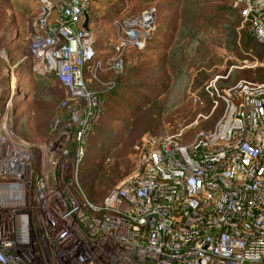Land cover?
Segmentation results:
<instances>
[{"label": "built area", "instance_id": "built-area-1", "mask_svg": "<svg viewBox=\"0 0 264 264\" xmlns=\"http://www.w3.org/2000/svg\"><path fill=\"white\" fill-rule=\"evenodd\" d=\"M231 1L264 44V0ZM92 7L41 0L31 23V70L66 89L68 112L49 134L34 142L17 133L20 76L1 89L0 264H264V81L211 83L224 104L213 127L190 143L185 132L144 136L133 172L103 197L86 193L80 169L104 109L85 75L97 57L98 35L83 28ZM137 20L129 43L142 49L156 12Z\"/></svg>", "mask_w": 264, "mask_h": 264}, {"label": "rangeland", "instance_id": "rangeland-1", "mask_svg": "<svg viewBox=\"0 0 264 264\" xmlns=\"http://www.w3.org/2000/svg\"><path fill=\"white\" fill-rule=\"evenodd\" d=\"M40 2L41 0H0V87L3 90L7 89L11 85L12 76L15 75L16 79L20 76L26 95L19 108L17 133L34 142H38L42 134L50 133L54 119L61 114V102L66 97V89L60 83L53 77L46 78L35 74L31 70L30 62L27 61L30 27L39 10ZM117 3L126 6L123 7L125 8L123 12L114 10ZM150 11H155L161 18L158 26L164 32L157 30L156 36L166 38L169 35L165 31L178 29L176 19L178 8L173 0H125V3L123 0H93V29L98 35L97 54L104 57L106 52L124 46L123 44H128L130 40H138V31L142 30V25L137 18L140 14ZM242 27L240 25L239 29ZM103 34L105 35L102 36ZM222 54L226 58L218 66L217 70L220 73L213 77L211 83L217 85V82L221 81L225 85L223 89H227L241 79L264 81V52L245 53L241 65H237L235 58L226 51ZM116 58V61L120 60V56L116 55ZM144 58H148V55L143 56L140 61ZM228 60L235 63L226 66ZM183 82L182 85L176 84L175 89L164 98L172 96L181 101L186 84V81ZM141 93L143 95L141 90L137 91L136 97H140ZM194 93H189V106L184 104L180 106L177 113L168 116L162 129L156 130L154 134L164 136L185 132L183 141L190 143L200 131L214 126L224 111V104L217 94L212 96L207 92L209 98L206 100L201 98L200 94ZM127 94H123L121 98H129L132 104H135L138 99L129 96V92ZM21 98L18 96L17 99ZM119 121L107 124V128L100 132L99 137L96 133L90 144L92 148L88 144L86 159L80 169L84 182L95 183L94 188H97L100 195H105L123 176L135 170L139 155L135 146L144 137L139 127L141 121L136 122L132 131L126 132L121 130L124 129L123 119ZM102 139L105 146L100 142ZM108 140H111L112 150L115 149L110 156L111 149H105L108 147L106 145ZM101 147L108 157L104 155Z\"/></svg>", "mask_w": 264, "mask_h": 264}, {"label": "trees", "instance_id": "trees-1", "mask_svg": "<svg viewBox=\"0 0 264 264\" xmlns=\"http://www.w3.org/2000/svg\"><path fill=\"white\" fill-rule=\"evenodd\" d=\"M173 1L178 8V29L165 31L168 37L155 35L157 30L164 32L158 26L161 18L156 13L155 32L144 48L127 44L120 51L113 50L115 55L120 56L122 69L117 70L113 63L109 64L105 60L99 64L97 57L87 64L85 75L87 79L91 78L88 86L104 102L101 116L93 125L89 146L96 133L99 137L107 124L123 119L124 129L121 130L126 132L132 131L136 122L141 121L140 132L143 136H148L162 129V125L167 122L166 118L177 113L180 106H189V93L195 92L203 99L209 98L206 87L220 73L218 66L226 58L223 51L232 55L238 62L237 65H241L247 52H264L263 44L252 36L249 23L243 22L239 10L231 0ZM124 6L117 3L114 10L123 12L126 8ZM240 25L243 26L241 29ZM146 55L148 58L140 61ZM233 63L235 62L231 60L226 66ZM183 81L186 84L181 101L172 96L164 98L175 89L176 84L182 85ZM217 87L223 89L225 85L220 81L217 82ZM140 90L143 92L141 98L136 97V92ZM127 92L130 93L129 96L138 99L135 104L129 98H121ZM62 111L67 114L68 108ZM100 142L105 146L103 139ZM106 145V150L111 149L110 156L115 149L112 150L111 140ZM104 155L108 157L105 151ZM81 179L89 196H104L98 194L97 188H94L95 183L89 181L88 184L82 177Z\"/></svg>", "mask_w": 264, "mask_h": 264}, {"label": "crops", "instance_id": "crops-1", "mask_svg": "<svg viewBox=\"0 0 264 264\" xmlns=\"http://www.w3.org/2000/svg\"><path fill=\"white\" fill-rule=\"evenodd\" d=\"M90 15H91V23H90V26L93 28V19H94V14L92 13V9H91V11H90ZM115 50V49H114ZM110 54V55H109ZM97 59H98V63L99 64H101L102 63V61H106L107 63H109V64H111V63H113V67H115L117 70H118V68L116 67V55H114L113 54V51H111V52H106V54H105V56L104 57H101V56H99V54H98V56H97ZM88 83L89 82H91V78H89L88 77ZM58 82V81H57ZM62 85V84H61ZM41 137H44V136H40V138Z\"/></svg>", "mask_w": 264, "mask_h": 264}, {"label": "water", "instance_id": "water-1", "mask_svg": "<svg viewBox=\"0 0 264 264\" xmlns=\"http://www.w3.org/2000/svg\"><path fill=\"white\" fill-rule=\"evenodd\" d=\"M91 23V15L88 11H85V20L83 21V28L89 29ZM0 101H1V87H0Z\"/></svg>", "mask_w": 264, "mask_h": 264}]
</instances>
